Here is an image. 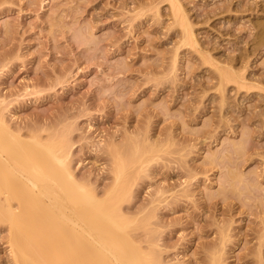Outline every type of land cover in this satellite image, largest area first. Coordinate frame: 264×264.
I'll use <instances>...</instances> for the list:
<instances>
[{"label":"rangeland","instance_id":"1","mask_svg":"<svg viewBox=\"0 0 264 264\" xmlns=\"http://www.w3.org/2000/svg\"><path fill=\"white\" fill-rule=\"evenodd\" d=\"M175 1L194 46L169 0H0V120L104 203L141 156L119 205L156 263L264 264V0Z\"/></svg>","mask_w":264,"mask_h":264},{"label":"bare ground","instance_id":"2","mask_svg":"<svg viewBox=\"0 0 264 264\" xmlns=\"http://www.w3.org/2000/svg\"><path fill=\"white\" fill-rule=\"evenodd\" d=\"M169 1L187 43L194 46L179 5ZM221 77L225 84L245 86L242 74L223 71ZM27 142L0 120V219L10 223L17 264H160L131 240L130 222L119 205L129 189L126 169L141 156L127 153L118 163L104 203L76 180L64 155L38 139L37 150L28 149ZM12 200L18 202L17 210Z\"/></svg>","mask_w":264,"mask_h":264}]
</instances>
